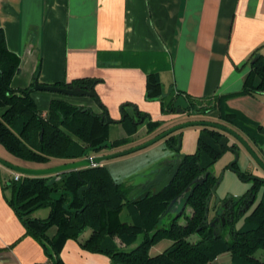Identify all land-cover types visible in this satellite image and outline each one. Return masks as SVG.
I'll list each match as a JSON object with an SVG mask.
<instances>
[{"label": "crops", "instance_id": "obj_1", "mask_svg": "<svg viewBox=\"0 0 264 264\" xmlns=\"http://www.w3.org/2000/svg\"><path fill=\"white\" fill-rule=\"evenodd\" d=\"M0 28L9 51L20 61L13 88H32L35 81L42 85L95 81L93 89L100 102L94 97L32 90L43 114L56 99L88 104L98 114L106 109L114 120L109 129H122L126 135V117L138 123L137 133L150 121H163L152 132L154 137L192 120L166 108L182 94L189 103L217 101L219 115L236 111L264 127V91L241 94L252 62L264 56V0H0ZM150 73H156L162 85V95L153 100L146 93ZM258 82L255 77L254 84ZM200 129L179 131L180 153L197 151ZM253 142V149L264 155V140ZM170 143L164 138L125 159L102 165L115 181L123 183V173L132 180L144 167L175 157ZM133 146L126 144L118 150ZM0 153L11 161L6 151ZM124 161L128 164L113 167ZM15 173L0 164V264H49L50 248L27 234L10 203ZM254 173L264 176L259 170ZM131 180L123 184L129 186ZM8 189H12L10 195ZM50 211V207H40L32 217L46 218ZM55 232V228L50 231L51 235ZM90 234L91 230L80 240L66 241L59 254L64 264H112L107 255L82 247L81 241Z\"/></svg>", "mask_w": 264, "mask_h": 264}, {"label": "trees", "instance_id": "obj_2", "mask_svg": "<svg viewBox=\"0 0 264 264\" xmlns=\"http://www.w3.org/2000/svg\"><path fill=\"white\" fill-rule=\"evenodd\" d=\"M19 65L18 57L9 51L5 33L0 28V143L9 153L25 162L45 164L47 166L43 168H46L80 160L87 148L110 140L104 113L83 110L68 101L56 99L43 115L32 97L31 87H12ZM255 77L259 78L257 84H254ZM94 82L93 79H79L75 85L93 88ZM260 91H264L262 55L252 62L241 94ZM146 93L150 100L162 95V85L156 73L148 75ZM173 101L174 98L166 108L174 112ZM198 101H190L186 112L196 111ZM220 117L243 129L253 141L263 142L264 127L252 123L239 112L227 110L220 113ZM124 121L129 135L138 131V123L133 119L126 117ZM162 124L163 121H150L147 127L153 132ZM222 136L220 130L203 127L197 151L184 155L175 180L159 195L134 200L129 196L131 186L115 181L107 167L99 165L81 169V177L76 170L61 175L21 177L17 207L14 199L19 180H12L10 203L25 224L27 234L50 248L49 264H64L59 257L62 247L69 239L80 240L87 229L91 234L81 241L82 247L107 255L112 264H211L225 252L231 255L230 264H264V180L256 182L254 193L258 195L262 188L263 195L247 212L249 214L245 213L247 216L241 227H236L239 219L228 223V227L216 235L212 227L204 224L208 196L217 180L212 168L228 151L220 144ZM167 140L175 142V135H169ZM129 142L127 137L120 138L113 142V148ZM207 172L206 180L193 184L184 200L191 213L184 211L175 216L169 226H160L161 220L172 212L173 199L196 177ZM87 182L91 183V188L83 192L84 200H81L78 190ZM58 191L74 194L70 209L64 207L71 200L69 195L51 200V194ZM40 202H44L41 207L51 208L46 218L32 217L30 209ZM85 203L84 210L79 211ZM123 210H126L124 220L121 218ZM183 214L186 215L185 223L180 222ZM53 228L56 232L51 235ZM141 235L143 238L137 243ZM194 235L198 236L196 241L191 240ZM163 240L171 241V245L152 255L151 248Z\"/></svg>", "mask_w": 264, "mask_h": 264}, {"label": "water", "instance_id": "obj_3", "mask_svg": "<svg viewBox=\"0 0 264 264\" xmlns=\"http://www.w3.org/2000/svg\"><path fill=\"white\" fill-rule=\"evenodd\" d=\"M32 90H45V91H50V92H59V93H63L65 95H69V96L88 95V96L94 97L96 100H98L100 102V99H99L96 91L93 88H82L78 85H73V84H69L66 87H62V86H58V85H42V84H39L37 81H35L34 85L32 87ZM173 108L176 109L177 113H185L190 108V103L184 95L179 94L176 98H174ZM84 110H86V108ZM120 110L123 111V107H121ZM123 119H125V114L123 115ZM103 120H105V122L108 124H111L114 122V120L110 117L107 110H105V112H104ZM192 126H201V127H206V128L217 129L223 133H227V134L232 135L240 143H242L245 147H247V149L252 153V155L255 157V159L257 160L259 165L264 169V161L256 154L254 149L251 148V146L246 141V139H244V137H242L238 132H236L234 129L230 128L229 126H226V125L218 123V122L206 121V120H201V121L192 120V121H186V122L177 124V125L169 128V129L165 130L164 132L160 133L159 135L155 136L154 138H152V139H150V140H148V141H146L140 145L132 147V148L124 149V150L113 152V153L103 154V155H91L92 152H95V151H97L99 149H103V148H108V149L112 150L113 142L110 140H106L103 143H101L95 147L87 148L84 151V157L80 160L68 162V163H63V164H59V165H55V166H51V167L28 168V167H23V166H19V165L13 164L11 162H8V161L2 159L1 157H0V164L12 169L15 172L20 173L22 177L23 176L61 175L63 173H66V172H69L72 170H76L78 177H81L80 171L83 168H90V167L99 166V165H102L103 162H105V161L115 159V158H119L122 156H126L129 154L135 153L137 151L146 149V148L150 147L151 145H154L158 141L166 138L170 134L175 133L181 129H184L187 127H192ZM228 142H229V137H227V136H223L220 140V144L222 146H224L229 151H232L236 155L235 161H233L229 165V168L232 171H234L235 173H237L241 179H244L242 171L233 167V164L237 161V159L239 157V151L231 148L228 145ZM181 144H182V139H181V136L179 135L177 145L174 142H171L170 146L175 151H179L181 148ZM183 157H184L183 154H181L180 157L176 156L175 157L176 159L169 157V156L164 157L161 160L144 167L138 174H136L132 178V180H133L132 185L135 188L131 191L130 198H132L136 194H141L139 196L140 199L144 198L150 194L151 190H153V195H159L166 188V186L169 185L174 180V178H175V176L179 170L180 164L183 160ZM207 176H208V172L204 176L196 177L193 180V182L181 194L180 198H182L183 196L186 195V193L192 188L193 184L198 183V182H204V180H206ZM251 179H254V177H250L248 180H251ZM221 181H222V177H220L218 179L217 183L213 187L214 191L218 188ZM21 186H22V179H20L17 183V189L15 192V199H14L15 207H17L18 195H19ZM90 188H91V183L87 182L86 185L82 186L78 190V196L80 197L81 200H84L83 192L90 189ZM64 195H69L71 197V200L68 203H66L64 206L65 209H70L69 207L74 200V194L70 191L53 192L51 194V200L52 201L59 200ZM178 199L179 198H175L172 201L171 205H173ZM211 199H212V195H209L208 200H207V210L208 211L205 214L204 222H205V224H209L210 226L214 227L215 234L218 235L223 230L226 222H225V220H223L222 223H220V222L216 223L217 221H219L218 217L214 218L211 222L209 221V216H210L209 215V209H210ZM216 200H217V202H219V200H220V197L218 194L216 196ZM254 200H255V198L252 199V202H254ZM43 203L44 202L38 203L37 205L32 207L30 209V211H34V210L40 208L43 205ZM86 205L87 204L85 203L84 207L79 209V211H83L84 208L86 207ZM178 215H176V216H178Z\"/></svg>", "mask_w": 264, "mask_h": 264}, {"label": "rangeland", "instance_id": "obj_4", "mask_svg": "<svg viewBox=\"0 0 264 264\" xmlns=\"http://www.w3.org/2000/svg\"><path fill=\"white\" fill-rule=\"evenodd\" d=\"M53 93L55 95H57V96H62V97H87V99H92L93 98V97L88 96V95H84V96H69V95H65L63 93H59V92H53ZM74 105H76V106H78L80 108H83V110L85 108H87V109L89 108L88 104H81V105L74 104ZM218 107L219 106L217 105V101H209V100L204 99V100L198 101V104L195 106L196 111L194 110L191 113L185 112V114H186L187 118H190L192 120L214 121V122H218V123L224 124L226 126H229L230 128L234 129L236 132H238L242 137H244V139H246V141L249 143L250 146L254 145L255 143L251 140V138L248 136V134L245 131H243V129H239V127L237 128L236 126H233L231 123H228V122L224 121L225 119L224 120L220 119V117H219L220 115L218 113ZM192 120H190V121H192ZM138 121H141V119H138ZM194 127H197L199 129L201 128V126H192V128H194ZM150 130L151 129L149 127H146V128L142 129L138 133L136 131V132L132 133V135H129V133H127V135H126L123 132L122 129L121 130L120 129L119 130L116 129V130H113V131L108 129V131H109L108 134H109V139L112 142H114V141H116V140H118L120 138L127 137L130 140V142L128 144H131V146L132 145L137 146V145H140V144H142V143H144V142H146V141H148V140H150V139L155 137V136L154 137L151 136L152 131H150ZM181 130H183V129H181ZM199 131H201L200 133H202L203 132L202 128ZM159 134L160 133H158L157 135H159ZM124 135H126V136H124ZM227 136L230 138V142L237 141L232 135H227ZM181 138H182V135H181ZM238 143H240V142H238ZM240 145H241V149H240V152H239L238 164L241 167V170L247 171V172H250V173L254 172L255 170H259L262 174H264V169L259 165V163L255 159V157L252 155V153L242 143H240ZM135 146H133V147H135ZM118 148L119 147L112 148V150H109L108 148H103V150H101L98 153H93L92 152L91 155H103V154L117 152V151H119ZM251 148L253 149L252 146H251ZM143 150H145V149H143ZM143 150H140V151H143ZM0 151H6V153L8 155H10L9 156L10 157L9 160H11V161H8V162H11L13 164H17V165L19 164L20 166H25V164H28L29 166H31L33 168H43L44 166H47L45 164H39V163H34V162H25V161H22V160L18 159L14 155L12 157V155L9 152H7V150L4 148V146L1 143H0ZM140 151H137V152H140ZM137 152L129 154V155H126V156H122V157H119V158L111 159V160H108V161H113L114 162V161H118L120 159H125L126 157H129V156H131L133 154H136ZM0 154H2V153H0ZM256 154L259 157L261 156L260 158L264 161V155L262 153H261V155H259V153L256 152ZM244 155H246L247 158ZM235 159H236V155L232 151L228 150L224 154V156L212 168V171L214 172V174H216V176L222 177V182H221V184H220V186L218 188V193L220 195H225V194H229V195H236L237 194V195H240L247 188V186L251 185L250 182L244 181L243 179H241L238 176L237 173H235L234 171H232L229 168V165L233 161H235ZM14 162H17V163H14ZM123 164H128V162L126 163V161H124L122 164L119 163V164L113 165V167L115 169H119ZM125 167H126V165H125ZM120 180H121L120 182H123V183L127 184L128 181L131 180V176L126 175V174L123 173V177H121ZM11 191H12V189H8L7 193L10 195ZM262 195H263V189L261 188L260 192L258 193L257 201L259 199H261ZM182 207H183V202L179 203L178 207L173 208L172 209L173 213H170L171 216L170 215H168V216L166 215L161 220L160 226H169V224L171 223L173 218H175L177 213H179L181 211ZM189 213H191V210L189 208H187L186 209V214H189ZM247 214H249V213H247ZM125 215H126V210H123L121 212V218L123 220L126 217ZM185 216L186 215L183 214L180 217V222L181 223H185L186 222V217ZM246 216L247 215L242 217L237 222V224H236L237 228L241 227L244 224V220H245ZM86 231L89 232L90 229H87ZM142 238H143V236L141 235L139 237L137 243L141 242ZM197 239H198V236H196V235L191 237V240H193V241H196ZM170 245H171V241L163 240V241H161L160 243L154 245L151 248V254L152 255H157V254L163 252ZM258 253H261V251H259ZM229 255H230L229 252L222 253V254H220V258H218L217 260H215L211 264H230L231 257Z\"/></svg>", "mask_w": 264, "mask_h": 264}, {"label": "flooded vegetation", "instance_id": "obj_5", "mask_svg": "<svg viewBox=\"0 0 264 264\" xmlns=\"http://www.w3.org/2000/svg\"><path fill=\"white\" fill-rule=\"evenodd\" d=\"M90 109V108H88ZM87 110V108H86ZM180 131V130H179ZM179 131L175 132V133H172L173 135L175 134V138H176V141L174 142L176 145L178 143V136L182 135L181 132L179 133ZM223 133V132H222ZM171 135V134H170ZM227 135H230V134H227V133H223V136H227ZM222 136V137H223ZM228 137V136H227ZM168 138V136L166 137ZM235 138V137H234ZM182 139V138H181ZM236 139V138H235ZM237 140V139H236ZM238 141V140H237ZM237 141H234V142H230V138H229V142H228V145L233 148V149H236L240 152V149H241V145L240 143H238ZM110 150V149H109ZM181 150V148H180ZM180 150L179 151H175V157L178 156L180 157L182 153H180ZM175 157H173L174 159H176ZM239 159V157H238ZM238 159L237 161L233 164V167L236 168V169H240L239 167V164H238ZM183 162V160H182ZM182 162L180 164V167H179V170L178 172L180 171V168H181V165H182ZM242 173H243V177H244V181L246 182H250V186H248L240 195H229V194H225V195H220L218 193V188L220 186H218V188L214 191L213 188H212V191L209 195H212V199H211V203H210V209H209V221L211 222L214 218L218 217L219 218V221H217L216 223L220 222L222 223L223 220H225L226 224L224 226L223 229L227 228L228 227V223H234L236 220H239L241 219L242 217H244L245 213L247 214V212H249L250 208L253 207L255 205L256 202V199H257V194L254 193V188H255V185H256V182H259V181H262L264 180V176H261L259 174H256L254 172H247V171H243L241 170ZM178 172L176 174V176L178 175ZM214 173V172H213ZM206 174V173H205ZM209 175V173H208ZM216 175V174H214ZM135 176V175H134ZM175 176V178H176ZM250 177H254V179H251V180H248ZM133 178V177H132ZM174 178V180H175ZM220 177L217 176V180H216V183L218 181ZM173 180V181H174ZM172 181V182H173ZM205 181V180H204ZM171 182V183H172ZM222 182V181H221ZM133 180H131V191L135 188L133 185ZM170 183V184H171ZM199 183H203V182H198V183H195L196 185L199 184ZM215 183V184H216ZM169 184V185H170ZM214 184V186H215ZM167 185L166 188L169 186ZM213 186V187H214ZM193 187V185H192ZM166 188L163 190L165 191ZM192 189V188H191ZM191 189L186 193L185 196H183L182 198L181 197V194L185 191H183L179 196H177L176 198H179L172 206L173 208L175 207H178V204L179 203H182L183 202V207L181 209V211L179 213H183L184 211L186 212V207L184 205V200L186 198V196L188 195V193L191 191ZM130 191V193H131ZM162 191V192H163ZM161 192V193H162ZM217 194L219 195L220 197V200L219 202H217L216 200V196ZM141 194H136L135 196H133L132 198L134 200H141L143 198H139ZM149 195H153V190H151L150 194ZM147 197V196H146ZM209 197V196H208ZM145 198V197H144ZM255 198L254 202H252V199ZM174 200V199H173ZM177 213V215L179 214ZM205 224V222H204ZM205 225H208L210 226L209 224H205ZM212 227V226H210ZM214 229V227H212Z\"/></svg>", "mask_w": 264, "mask_h": 264}, {"label": "built area", "instance_id": "obj_6", "mask_svg": "<svg viewBox=\"0 0 264 264\" xmlns=\"http://www.w3.org/2000/svg\"><path fill=\"white\" fill-rule=\"evenodd\" d=\"M43 115H46V114H43ZM21 174L20 173H15V176H14V179H15V181H17V180H20L21 179Z\"/></svg>", "mask_w": 264, "mask_h": 264}]
</instances>
